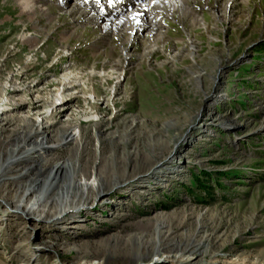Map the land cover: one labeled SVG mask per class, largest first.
<instances>
[{"label":"rangeland","instance_id":"1","mask_svg":"<svg viewBox=\"0 0 264 264\" xmlns=\"http://www.w3.org/2000/svg\"><path fill=\"white\" fill-rule=\"evenodd\" d=\"M37 1L46 14L28 19L19 0H0L1 71L13 75L32 62L55 67L50 74L58 78L66 77L73 67L102 63L106 64L102 69L90 66L85 70L112 74L119 59L120 70L108 86L112 94L100 92L96 97L102 110H110L87 118H114L119 108L112 99H104L118 94L131 108L114 119L113 129L121 130L124 121L133 118L147 127L164 128V123L177 122L181 131L178 141L164 151L166 155L143 169L145 174L160 170L157 188L151 180L142 188L126 189L125 197L111 195L108 200L115 197L121 206L109 205L92 218H78L77 228L61 239L57 232L55 238L40 237L39 228L32 225L33 239H25L32 258H10L13 249L5 242L7 232L0 231V264H31L39 257L37 264H264V0H221L225 21L215 20L222 13L215 8L217 0H190L188 7H203L195 14L198 25L190 19L177 20L172 13L157 17L169 47L165 42L151 44L154 40L149 41L145 30L136 34L135 43L126 39L127 29L114 36L107 25L99 23L111 20L109 16H115L111 13L87 21L81 13L95 11L87 0ZM39 31L43 35L35 44L24 42ZM194 44L202 46L196 56L190 54ZM152 49L158 50V58L148 56ZM179 55L182 60L174 58ZM200 55L206 60L221 59L216 67L205 69L208 62L202 65L195 58ZM129 61L131 69H127ZM189 64L206 75L205 83L194 78ZM35 73L43 74L45 69ZM100 87L105 88L101 82ZM77 94L94 99L92 92ZM0 101L4 103L5 98ZM94 130L86 125L88 136ZM172 155L178 164L171 165L174 171L170 173L165 162ZM194 234L204 241L207 252L197 259L177 249H171L172 253L161 250V256L147 253L139 259L129 250L132 235L154 238L151 245L160 250L161 239L181 245L186 235ZM42 241L58 243L60 250H45L39 247Z\"/></svg>","mask_w":264,"mask_h":264},{"label":"bare ground","instance_id":"2","mask_svg":"<svg viewBox=\"0 0 264 264\" xmlns=\"http://www.w3.org/2000/svg\"><path fill=\"white\" fill-rule=\"evenodd\" d=\"M107 1L112 7L103 8L102 4L98 7L94 0H87L95 11L85 10L81 14L91 22L105 18L102 17L105 13L114 14V17L109 16L111 20L104 19L108 23L99 22L107 25L105 28L111 29L114 36L121 35V32L127 29L129 34L126 39L135 43L136 34L141 35L145 30L149 41L154 40L151 44L165 42L166 47H169V41L164 37L157 17H170L169 14L172 13L177 20L184 22L185 19H190L192 25H198L200 20L195 14L203 8L188 7L190 0ZM19 2L24 9L23 15L28 19L46 14L37 0ZM223 5L221 0H217L215 8L222 12L219 17L216 16L217 21H225L227 12ZM234 5L233 3L232 6ZM203 20L208 21L205 15ZM38 33L39 35L34 33L27 36L24 42L28 45L35 44L37 38L43 35L40 31ZM130 34L132 35L129 36ZM125 42L126 40H123V43ZM147 45H150L149 42ZM201 47L194 44L190 54L196 56ZM127 51L125 53L131 57V52ZM149 55L159 56V52L152 49ZM182 57L183 55H179L174 58L182 60ZM195 58L199 64L202 61L208 62L205 69L208 65L216 67V61L221 59L218 56L213 60H206L201 55ZM130 63L131 66H127V69L132 68L133 64ZM114 64L115 72L112 74L86 71V67L89 68L91 63L85 67L76 66L77 71L73 67L66 77L58 78V75L54 74L53 78L50 74L55 71V67L47 68L40 63H26L22 69L15 70L13 75L9 70L3 72L0 68V98H5L4 103L0 101V106L3 107V112H0V227L4 226L0 231L7 232L5 242L13 249L10 258L22 255L30 258L25 239H33L29 232L34 224L35 228H39L40 237L55 238L57 232L59 234L56 237L61 239L68 235L69 230L77 228L75 224L78 218H92L93 213L104 212L109 205L118 207L121 203L116 201L115 197L111 198V201L108 200L111 195L125 197L126 189L142 188L151 180L152 186L158 187L156 176L160 170L145 174L143 169L153 160L163 158L173 143L178 141L181 129L177 122L164 123V128L160 125L147 127L148 124L143 121L128 118L121 130L113 129L116 127L114 119L131 108L129 102L123 101L118 94L104 99H112L113 105L119 108L114 118H87L110 110V107L102 110L100 102H96V97L100 92L105 95L111 93L108 86L116 79L120 60L117 59ZM105 65L96 63L90 68L99 70ZM43 68L45 73H35V70ZM189 68L191 73L195 74L194 78L205 83L206 75L195 64H189ZM100 82L105 86L103 90ZM120 83L118 82L117 93L120 91ZM80 92H92L94 99L81 97L77 94ZM39 117H42L40 122ZM86 125L95 129L90 136L86 134ZM94 141L97 144H94ZM165 164L169 168L166 172L171 173L174 171L171 165L178 164V160L172 155ZM160 176L159 174L158 177ZM120 214L122 213H118ZM197 235H186V241L181 245L167 244L163 239L160 242L157 239L160 250L151 245L154 238L146 239L132 235L129 236V250L134 251L139 259L148 255L147 253L156 252L160 255L161 250L164 253H172L171 249L181 251L183 256L193 255V259H197L207 253L203 250L204 241L197 239ZM41 245L45 250H60L58 243L42 241L39 247ZM90 254L92 255V252L88 253ZM40 259L41 257L33 258L31 264H37Z\"/></svg>","mask_w":264,"mask_h":264}]
</instances>
